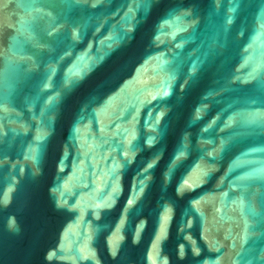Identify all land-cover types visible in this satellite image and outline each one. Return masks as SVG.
Here are the masks:
<instances>
[{
  "label": "water",
  "instance_id": "95a60500",
  "mask_svg": "<svg viewBox=\"0 0 264 264\" xmlns=\"http://www.w3.org/2000/svg\"><path fill=\"white\" fill-rule=\"evenodd\" d=\"M0 264H264V0H0Z\"/></svg>",
  "mask_w": 264,
  "mask_h": 264
}]
</instances>
